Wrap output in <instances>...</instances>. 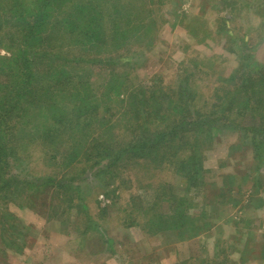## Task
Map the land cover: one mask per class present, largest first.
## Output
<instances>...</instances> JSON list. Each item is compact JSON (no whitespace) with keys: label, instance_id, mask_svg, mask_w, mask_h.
Returning <instances> with one entry per match:
<instances>
[{"label":"rangeland","instance_id":"obj_1","mask_svg":"<svg viewBox=\"0 0 264 264\" xmlns=\"http://www.w3.org/2000/svg\"><path fill=\"white\" fill-rule=\"evenodd\" d=\"M153 1L152 44L140 39L109 51V58L131 74L145 99L162 91L151 103L173 110L169 122L176 116L197 120L201 131L203 124L215 126L209 137L191 139L200 146L203 184L179 177L172 165L129 171L123 164L104 174L108 162L93 157L62 168L49 160L58 146H18L21 159L15 154L6 176H18L27 195L16 194L7 206L0 201V264H264V133L251 134L264 132V0H124L120 6L128 5L133 21L144 19ZM6 48L0 45V57L9 55ZM224 100L240 112L231 130L213 123L221 113L213 106ZM106 136L96 131L83 139ZM50 175L53 184L43 185ZM163 190L168 200L150 216L173 214L184 203L198 220L194 227L147 228L144 212Z\"/></svg>","mask_w":264,"mask_h":264},{"label":"trees","instance_id":"obj_2","mask_svg":"<svg viewBox=\"0 0 264 264\" xmlns=\"http://www.w3.org/2000/svg\"><path fill=\"white\" fill-rule=\"evenodd\" d=\"M121 2L124 0H0V45H7L9 54L0 57V201L4 205L16 194L27 195L25 189H19L18 176L6 175L15 154L21 159L18 146L29 149L35 144L44 149L58 146L49 160L59 167L72 169L93 157L99 163L108 162L104 174L123 164L129 171L149 163L156 168L172 165L179 177L197 187L203 184L201 157L196 152L200 146L191 139L209 137L215 126L203 124L201 131L200 126L194 128L197 120L186 122L184 116H174L169 122L173 110L151 103L161 90L151 91V97L145 99L144 89L132 84L131 74L113 67L109 51L119 53L140 39L152 44L156 26L154 8L158 3L145 7V20L130 21L131 11L127 4L120 6ZM82 50L86 56H81ZM95 75L99 81L102 76L96 84ZM249 94L244 92L246 97ZM115 103L118 108L113 110ZM218 107L220 117L213 123H219L218 130H231L240 112L229 108L225 100L213 109ZM246 108L247 104L241 111L244 116ZM96 131L108 136L85 142L83 138ZM252 131L253 135L264 133ZM73 132L81 136H71ZM242 139L257 144L247 135ZM184 151H191V156ZM54 180L50 175L43 185H52ZM166 197L163 190L145 210L147 228L180 231L194 227L198 220L190 216L191 206L184 203L173 214L150 216ZM8 248L1 251L2 257L7 256Z\"/></svg>","mask_w":264,"mask_h":264}]
</instances>
